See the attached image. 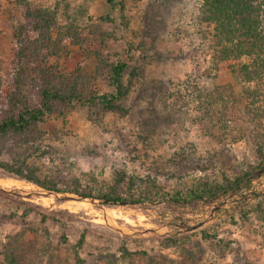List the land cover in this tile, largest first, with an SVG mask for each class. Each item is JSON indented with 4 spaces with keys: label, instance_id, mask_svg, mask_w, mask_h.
Wrapping results in <instances>:
<instances>
[{
    "label": "rangeland",
    "instance_id": "374dc122",
    "mask_svg": "<svg viewBox=\"0 0 264 264\" xmlns=\"http://www.w3.org/2000/svg\"><path fill=\"white\" fill-rule=\"evenodd\" d=\"M28 1L54 9L59 26L79 35V44L63 37L60 56L51 59L62 73L80 66L100 93L114 89L109 72L117 61L141 76L125 115L76 102L27 133L0 136V163L23 165L55 186L0 167V189L7 193L0 194V264H8L4 243L15 235L18 249L25 241L32 247L17 264H264V156L252 137L227 140L203 110L216 84L238 81L213 60V27L201 19L203 0ZM23 22L10 0H0V111L7 103L15 29ZM38 91V83L25 89L32 104ZM251 167L238 187L231 184L212 198L119 204L82 194L107 187L117 168L156 177L172 195L199 175L206 173L215 190ZM38 250L47 254L37 256Z\"/></svg>",
    "mask_w": 264,
    "mask_h": 264
},
{
    "label": "trees",
    "instance_id": "16d2710c",
    "mask_svg": "<svg viewBox=\"0 0 264 264\" xmlns=\"http://www.w3.org/2000/svg\"><path fill=\"white\" fill-rule=\"evenodd\" d=\"M107 2L115 4V0ZM10 3L24 22L15 29L13 69L7 75L9 88L6 107L4 111H0L4 114L0 117V136L11 131L27 133L46 116L57 112L59 114L63 107L76 102L95 107L103 114L128 113L125 101L133 90L137 77L141 76L138 68L128 69L129 65L123 61L111 64L109 76L114 89L105 93L98 92L90 85L89 78L83 74L80 66H76L74 72L67 70L62 73L57 63H51V59L61 54L63 37L69 36L74 44L80 43L76 30L60 27L54 9L35 5L28 0H10ZM200 14L203 22L213 27V60L216 64L226 66L238 80L237 83L216 84L206 94L204 114L210 118L211 125L221 130L230 142L252 137L256 142L257 153L263 157L264 0H203ZM126 74L128 76L124 80ZM34 83L39 84L36 104H32L25 94L27 86ZM160 87L161 85H156L151 90ZM0 167L42 187H55L37 179L33 171L23 165L0 163ZM254 170L252 167L247 169L229 184L218 186L215 190L210 188L212 185L205 173L194 177L191 183H185L184 187L170 195L158 184L156 177L129 175L126 169L117 168L113 182L107 184V187L99 188L96 193L87 191L82 194L86 197L95 194L101 198L130 201L165 199L167 196L176 201L186 196L212 198L223 188L232 185L238 187L242 178H249ZM135 189L137 193L134 192ZM0 194L7 195L1 189ZM42 219L45 221L46 216ZM20 242V238L15 235L9 236L4 243L8 264H17L23 260V251L26 250L27 254L28 249L32 248L25 241V249H18ZM35 254L44 255L47 251L38 250ZM53 256L50 253L48 259L52 260ZM148 260L150 263L155 261L151 256H148ZM30 261H33V257Z\"/></svg>",
    "mask_w": 264,
    "mask_h": 264
},
{
    "label": "water",
    "instance_id": "95a60500",
    "mask_svg": "<svg viewBox=\"0 0 264 264\" xmlns=\"http://www.w3.org/2000/svg\"><path fill=\"white\" fill-rule=\"evenodd\" d=\"M45 192H49V193H56V192H52V191H50V190H46ZM84 198H87L86 196H83ZM101 201H103V202H107V203H119V204H128L129 203V201H117V200H113V199H109V198H99ZM221 205H217L215 208H214V210L215 209H217L218 207H220ZM198 227V225H194V226H191V227H188L190 230H192V229H195V228H197Z\"/></svg>",
    "mask_w": 264,
    "mask_h": 264
},
{
    "label": "bare ground",
    "instance_id": "6f19581e",
    "mask_svg": "<svg viewBox=\"0 0 264 264\" xmlns=\"http://www.w3.org/2000/svg\"><path fill=\"white\" fill-rule=\"evenodd\" d=\"M48 199L47 198H45V202L47 201ZM48 202V201H47Z\"/></svg>",
    "mask_w": 264,
    "mask_h": 264
}]
</instances>
